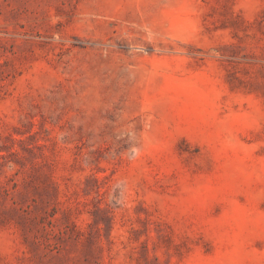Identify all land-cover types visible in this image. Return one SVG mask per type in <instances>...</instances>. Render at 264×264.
<instances>
[{
	"label": "rangeland",
	"instance_id": "rangeland-1",
	"mask_svg": "<svg viewBox=\"0 0 264 264\" xmlns=\"http://www.w3.org/2000/svg\"><path fill=\"white\" fill-rule=\"evenodd\" d=\"M0 264H264V0H0Z\"/></svg>",
	"mask_w": 264,
	"mask_h": 264
}]
</instances>
